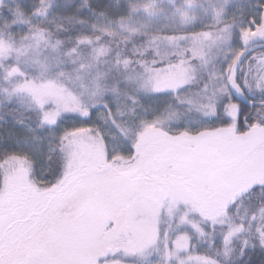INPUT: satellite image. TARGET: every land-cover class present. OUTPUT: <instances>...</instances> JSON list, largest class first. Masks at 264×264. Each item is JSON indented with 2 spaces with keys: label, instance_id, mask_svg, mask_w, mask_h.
<instances>
[{
  "label": "rangeland",
  "instance_id": "obj_1",
  "mask_svg": "<svg viewBox=\"0 0 264 264\" xmlns=\"http://www.w3.org/2000/svg\"><path fill=\"white\" fill-rule=\"evenodd\" d=\"M23 1L30 3L31 0ZM119 2L120 5L124 3L125 6L120 13L94 18L88 12V0H39L35 4L36 9L33 10L31 19L36 20L45 16L53 21L67 19L80 23L79 21L87 18L88 20L81 24L102 33L119 35L126 39L139 34L150 35L152 40L149 44L134 50L138 62L143 63L148 60H154V63L163 62L159 68L149 70L147 81L150 90L159 88L161 89L159 93L172 96L182 94L191 81L194 65L199 64L208 77L205 94L200 98L196 96L195 100L192 98L197 106L203 107L208 113L203 115L205 112H202L201 117L206 118L211 114L213 104L210 101L214 102L216 96L222 94L218 91L217 78L224 72L225 66L238 60L249 46L264 41L260 38L264 28L257 29L254 22L251 26L245 22H240L237 26L234 22L242 15L249 13L257 16L254 8L262 4L264 0H120ZM73 6L76 7L77 14L70 17L73 14L69 10ZM84 10L86 11L84 18L79 19V12ZM236 26L239 27L240 32L232 36V29ZM248 29L252 31L248 32ZM9 53H11L10 46L0 42V55L6 56ZM171 56H177L178 61H171ZM252 59L254 64L252 66L246 64V67H252L253 79L259 73H264V53H257ZM130 61L129 57L126 59L118 57L115 63L123 65ZM8 77L9 79L17 78L12 91L15 94L31 97L42 110L44 119L46 117L48 120L57 121L67 114L82 117L79 113L85 108L79 99L67 91L58 80H25L16 70L9 71ZM177 89H179L178 93ZM208 89L211 97H207ZM167 100H169L168 97ZM179 101L186 103L187 100L179 97ZM103 115L105 114L99 111L91 119H99L101 122L114 119V116L105 115L106 118H104ZM174 117L176 116L172 113L161 119L152 118L150 121L160 120L157 126L170 127V124L177 121ZM208 124H210L208 121L198 123L191 120L188 128L191 125L190 129L196 130ZM151 126L141 134L142 147L138 158L132 163L121 157H115L123 148L120 146L121 139L117 134H113L114 128L103 126L102 134L84 132L78 134L75 139L77 146L81 148L82 155L91 161L93 166L101 163L107 165L102 172L97 173L102 176V179L93 187L95 207L91 211L89 229L71 241L76 256L84 261V264H97L98 258L109 250L115 251L117 247L121 250L115 255L116 259H113V256L109 257V264H113V261L116 264H135L124 259H134L140 264H150L157 259V253L154 247L143 246L145 239L155 238L157 230L161 233L167 230L169 239H176L181 235L179 229H183L185 236L191 237V233L198 234L197 229L202 228V223L207 222L206 215H213L221 209L226 212V215L218 217V220L231 222L232 235L228 237L226 243H230L241 235L249 234L246 226L239 233L234 231L239 225L228 211L243 193V188L237 191L238 187L264 183V144L252 149L244 134L236 133V129L231 127L214 132L220 150L218 155L216 152L205 151L204 153L199 150L191 152L188 148L185 151L181 139L156 131V128ZM177 144L179 151L182 152L181 158L187 161L190 167L189 173L183 175L186 176L185 179L174 177L168 180L164 178L159 181L152 180L150 183L147 182L150 190L143 186L141 190L139 188L140 195L136 192L134 194L131 189L129 192L126 191L124 183L126 178L119 177L117 173L139 169L143 167V164L172 152ZM199 153L203 155V158ZM219 156L221 159L218 158ZM231 156L232 159L234 156L237 159L232 162ZM137 161L142 162L139 168L130 167L136 165ZM192 169L195 170V175H191ZM105 170L109 172L104 173ZM114 174L117 176L108 178ZM18 178L12 180L11 191H26L27 189L22 186ZM197 183L201 186L195 188ZM197 189H205L209 193L208 198L197 197L195 195ZM140 196L145 200H141ZM140 203L144 204V211L141 210ZM153 207L156 213L151 211ZM105 213H111V220L116 224V228L114 230L105 223L102 231L97 234L96 221ZM163 223H165V229H163ZM228 231L229 228H227ZM129 235L137 240L134 253L131 250L125 252L124 244L117 243L118 240L126 239ZM180 243L184 244L187 241L181 240ZM187 255L192 257L188 264H204L206 256L197 255L193 247ZM181 258L184 259L185 256L182 255ZM209 259L215 261L212 258Z\"/></svg>",
  "mask_w": 264,
  "mask_h": 264
},
{
  "label": "trees",
  "instance_id": "obj_2",
  "mask_svg": "<svg viewBox=\"0 0 264 264\" xmlns=\"http://www.w3.org/2000/svg\"><path fill=\"white\" fill-rule=\"evenodd\" d=\"M88 1V12L94 18L118 14L125 8L124 3L120 5V0ZM38 2L39 0H31L30 3L23 0H0V42L8 44L11 48V53L8 55H0V192L5 188L11 190L12 180L18 177L27 190L44 187L41 179L48 173L49 157L52 161L63 159L64 154L59 151V137L65 130L84 127L102 134L103 126L114 128L113 134H117L121 139L120 146L123 148L115 157H121L131 163L138 158L143 141L140 136L151 126L150 124L151 127L156 128V131L181 139L188 151L216 152L217 155L220 150L214 132L233 127L236 133H244L243 122L238 125L233 122L226 126L223 116L214 118V110L218 101L223 99V94L216 96L214 102L210 101L213 104L211 114L206 118L201 117L202 112H205L203 115L208 113L203 107L197 106L194 100L196 96L200 98L205 94L204 86L208 83V77L206 71L196 61H194L197 65H194L191 81L182 94L172 96L151 92L147 81L149 70L159 68L163 62L154 63V60L138 62L134 51L135 48L149 44L152 40L150 35L139 34L126 39L123 36L86 28L81 24L88 20L84 18L85 10L79 12V19L84 18L79 21L80 23L67 19L53 21L45 16L33 20L32 12ZM254 10L257 11V16H253V13L242 15L234 20L237 26L240 22L251 26L254 19L264 22V2ZM69 11L73 14L70 17L77 14L75 6ZM237 26L232 29V36L240 32ZM260 52L264 53V49L248 54L240 63L237 78L241 85L244 84L245 75L249 80L252 79V67L249 66L254 64L252 57ZM118 57L120 59L129 57L131 61L116 65ZM177 58V56L170 57L171 61H178ZM246 64L249 66L246 67ZM11 70L18 71L25 80L56 79L79 99L85 109L94 110L95 114L101 111L108 117L114 116V119L101 122L99 119L85 120L76 114H67L59 118L54 126L46 122L42 124L43 112L32 98L12 91L17 78L9 79L8 72ZM208 92L207 97H211L209 89ZM244 95L248 102H261L264 99L259 93L249 94L247 90ZM179 97L182 100L186 99V103H180ZM231 103L244 108L245 115L250 118L257 114L256 109L260 107H249L233 94ZM172 113L175 114L174 119L177 121L170 124V127L157 126L160 120L150 121L152 118L161 119ZM191 120L198 123L208 121L210 124L192 130L190 129L192 123L188 128ZM70 139L77 143L76 137ZM65 143L67 144L68 141ZM221 145L223 146V143ZM133 146L136 148L135 157H133ZM181 154L177 144L172 152L143 164V167L130 172L120 171L117 174L126 178L124 182L126 191L129 192L131 189L134 194L136 192L140 195L139 188L141 190L143 186L150 190L148 183L152 180L159 181L162 178L168 180L174 177L185 179L186 176L183 175L189 173L190 167L188 162L181 158ZM199 155L203 158L202 154ZM236 159L237 157L234 156L232 162ZM108 172L109 170L104 171V173ZM117 174L108 178H113ZM191 175H195V170L192 169ZM197 186L201 184L197 183L194 187ZM260 186L261 184H249L238 187L237 191L243 188V193L228 211L238 225L241 218H244V226L248 229L252 214L255 213L256 219L252 222L254 226L249 230V234L236 237L230 243H224L227 228L216 225L215 232H212L208 223L204 222L201 227L209 232L217 243L209 248L205 242L209 237L191 233L192 247L197 255L219 260L222 264L224 261H227V264H264V252L259 248V234L255 230V226L264 224V220L261 219L264 216V212L261 211L264 209V192L260 191ZM141 200L145 199L141 197ZM143 205L140 203V208L144 211ZM162 225L165 229V223ZM245 240L248 242V251L244 259L240 260L239 250ZM253 242L257 244L255 250L252 248ZM226 252L227 256H225ZM116 258L117 256H113V259ZM124 261L140 264L134 259H124Z\"/></svg>",
  "mask_w": 264,
  "mask_h": 264
},
{
  "label": "snow or ice",
  "instance_id": "obj_3",
  "mask_svg": "<svg viewBox=\"0 0 264 264\" xmlns=\"http://www.w3.org/2000/svg\"><path fill=\"white\" fill-rule=\"evenodd\" d=\"M256 28H264V22L254 21ZM251 32L252 29H248ZM264 39V33H261ZM242 62V61H241ZM239 65L234 60L232 64L226 65L224 72L220 74L218 91L223 94V99L219 100L214 110V118L223 116L224 125H237L243 122L249 129H258L264 133V99L261 100L260 107L256 109V115L251 118L245 115V109L238 104L231 103L232 91L243 95L245 90L249 94L259 93L264 97V73H259L257 77L249 80L244 76V84L241 85L236 76ZM207 90V84L204 86ZM153 92H160L159 88H152ZM179 89H177V93ZM135 102V101H134ZM231 108V110H229ZM85 120L91 119L95 114L94 110L85 109L79 113ZM48 123L54 126L56 121L48 120L46 117L41 123ZM88 132L91 128H76L65 130L59 137V151L64 154L61 161H52L49 157L48 173L42 177L41 183L44 187H37L26 191L13 192L7 188L0 192V264H84L79 259L71 245L79 235L88 231L91 223V211L95 207V194L93 187L97 181L102 179L100 173L106 164L93 166L81 153V148L70 138L77 137L78 134ZM65 141H68L66 144ZM133 157L136 155V148L133 146ZM115 158V157H114ZM141 161L130 166L139 168ZM260 191L264 192V183L260 186ZM86 197V199H81ZM235 201H233L234 203ZM151 211L154 213L155 208ZM161 211L163 208L161 206ZM264 212V209H261ZM226 212L221 209L213 215H206L205 220L212 232H215L216 225L222 228H229L224 241L232 235L231 222L218 220V217L225 216ZM255 213L252 214L248 224L252 229L255 221ZM264 220V216L261 217ZM114 230L116 224L111 220V213L103 214L95 224V231L99 234L104 224ZM244 228V218H241L239 226L234 231L239 233ZM259 234L258 245L264 252V224L255 226ZM181 235L176 239H169L168 231L163 233L157 230L155 238H148L143 241L144 247H154L157 259L150 264H188L192 257L187 255L190 251L191 237L183 234V229H179ZM197 233L201 237H209L205 242L209 248L216 245V240L211 238L210 233L203 228H198ZM186 240L187 243H180ZM123 243L125 252H135L137 240L129 235L126 239L118 240ZM256 242L252 248L255 250ZM121 249L117 247L115 251L109 250L97 260V264H109V257L115 256ZM248 251V242L239 250V259L243 260ZM185 258L182 259L181 256ZM227 256V252L225 253ZM113 264H116L113 261ZM204 264H222L221 261H211L205 257ZM223 264H227L224 261Z\"/></svg>",
  "mask_w": 264,
  "mask_h": 264
},
{
  "label": "water",
  "instance_id": "obj_4",
  "mask_svg": "<svg viewBox=\"0 0 264 264\" xmlns=\"http://www.w3.org/2000/svg\"><path fill=\"white\" fill-rule=\"evenodd\" d=\"M264 49V43H260V44H256L252 47H250L249 49H247L246 51H244L242 53V55L239 57L238 60H236V63L238 65H240L241 61L250 53L257 51V50H263ZM236 76H237V72H236ZM232 94L238 98L239 100H241L244 103H247L249 107H258L260 106L261 102H248L246 100L240 99L239 97H237V95L235 94L234 90L232 91ZM245 137L246 139L249 141L250 145L252 148H257L259 146H262L264 144V133H261L258 129L256 130H251L249 129L246 125H245ZM199 196H204L206 195V191L200 189L198 192Z\"/></svg>",
  "mask_w": 264,
  "mask_h": 264
},
{
  "label": "flooded vegetation",
  "instance_id": "obj_5",
  "mask_svg": "<svg viewBox=\"0 0 264 264\" xmlns=\"http://www.w3.org/2000/svg\"><path fill=\"white\" fill-rule=\"evenodd\" d=\"M243 128H244V133H243V134L245 135V132H246L245 124H244ZM199 190H200V189H197V190H196V193H195L196 196H198V197H200V198H204V199L208 198L209 193H208L206 190H205V191H206V195H204V196H199V195H198ZM215 204H217V202H216Z\"/></svg>",
  "mask_w": 264,
  "mask_h": 264
},
{
  "label": "bare ground",
  "instance_id": "obj_6",
  "mask_svg": "<svg viewBox=\"0 0 264 264\" xmlns=\"http://www.w3.org/2000/svg\"><path fill=\"white\" fill-rule=\"evenodd\" d=\"M234 92H235V94L237 95V97H239L240 99L245 100V95H244V94L241 95V94L237 93L235 90H234Z\"/></svg>",
  "mask_w": 264,
  "mask_h": 264
}]
</instances>
